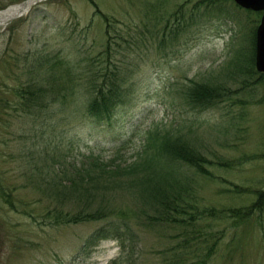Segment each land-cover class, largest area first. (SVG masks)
<instances>
[{
    "label": "rangeland",
    "instance_id": "rangeland-1",
    "mask_svg": "<svg viewBox=\"0 0 264 264\" xmlns=\"http://www.w3.org/2000/svg\"><path fill=\"white\" fill-rule=\"evenodd\" d=\"M22 1L0 0V10ZM94 1L98 8L42 0L0 28V264H119L127 253L123 264H264V211L236 226L207 216L189 224L190 214L177 212L182 221L165 223L128 172L115 184L93 170L84 184L92 194L57 192L60 177L94 157L107 166L141 161L158 129L213 161L206 165L215 177L175 164L176 184L190 189L187 212L250 205L264 189V84L250 61L263 12L235 0L208 8L200 0ZM91 70L123 81L110 118L87 112ZM194 84L221 96L198 107L187 95ZM141 166L146 180L173 179L164 166ZM236 185L247 191L234 193ZM99 204L115 207L112 221L127 213V222L120 236L83 249L110 220L56 224V209L76 214Z\"/></svg>",
    "mask_w": 264,
    "mask_h": 264
},
{
    "label": "trees",
    "instance_id": "trees-1",
    "mask_svg": "<svg viewBox=\"0 0 264 264\" xmlns=\"http://www.w3.org/2000/svg\"><path fill=\"white\" fill-rule=\"evenodd\" d=\"M92 4H94L97 8L96 2L94 0H90ZM222 1L227 0H200L199 4H205L208 8V5H213L220 3ZM0 5V9H1ZM251 11V10H248ZM100 12V11H99ZM158 20L159 18V12ZM105 17L107 15L102 14ZM164 14H162L163 18ZM255 46H256V30L254 31V42H253V53L251 56V63H255ZM251 64V66H252ZM255 72V71H250ZM89 75L86 77V83L88 86L92 88L93 97L90 99L87 105V112L91 116L98 119H106L110 118L115 108L124 98L123 91V81H121L117 75H115V71L113 74L108 73L104 75H99L97 71L91 70L88 73ZM260 79L264 84V73H260ZM74 87L70 85L67 90H73ZM58 93V92H54ZM72 95V94H70ZM188 97L190 102L195 104L198 107H206L208 104L216 103V99H218L220 95L217 88H211L206 84H194L188 91ZM53 96L59 97V94H55ZM66 93L63 98L67 99ZM217 96V97H215ZM208 105V106H210ZM38 106H43L42 103H38ZM148 142L144 145L142 151L139 153L141 161L134 162L131 165H117L111 166L100 160L97 157L93 158V161L88 165L83 167H77V169L71 173V175H67L65 178L60 177V187L57 189L58 194H63L65 197L72 194L79 193V195L83 194H92V188L90 186L84 185L86 181L90 179L91 173L93 170L98 172L97 179H102L105 175L109 180H114L113 183L120 184L122 182L117 179L120 178L119 174L126 175H136V184L139 188L140 194L146 193V197L149 199L150 206H154L155 212L160 214V218L165 223L168 222H177L182 221V218H179V214H190V223L198 222V219H201L204 216L214 220H232L233 224L240 225V223H245L254 218L255 215L260 216L261 212L264 211V189L257 190L256 199L248 206L245 207H230V208H217V207H207L200 208L198 206L191 205L194 209L193 213L187 212L185 206H190L185 197V194L189 193L188 186L183 184H176L177 176L175 172L178 171V168L175 167V164H184L190 168H193L197 173L214 176V173L207 168L206 163L213 164V161L208 160L201 152L194 149L191 145L186 143L181 138L174 136L171 132L161 133L158 129L152 130L147 138ZM142 164H147L146 166H141ZM227 164V163H223ZM152 166H164L167 169L165 175L172 176V181L168 179V177L161 176L159 180L151 181V173L148 171H142L141 173H136L139 170V167L146 168L150 170L149 167ZM71 172V171H70ZM59 173V172H58ZM144 174L143 177H140L141 174ZM66 174V173H64ZM122 175V176H123ZM69 180L68 185H63L64 181ZM108 184V183H105ZM176 184V185H175ZM235 189H231L236 194H242L246 192L247 189H243L242 187H238V185L234 186ZM0 190H3V194L6 196L7 193L0 185ZM195 199V196H194ZM8 200V199H7ZM89 202L88 204H91ZM56 224L61 223H81L85 221H100L109 219V224L107 226H101L97 228L95 231L91 233V235L87 238L83 249L86 247H94L96 246L102 239L108 238L109 236H113L114 234H119V227L127 222V213L122 223L118 220L112 221L110 217L117 216L114 215L116 213L115 207H110L108 205L104 206L103 204H99V206L94 210L89 209H81L79 213L71 214L68 212L65 215L63 214V210L56 209ZM174 212H177L176 215ZM60 214V216H59ZM146 215H150L146 213ZM122 217L121 215L118 216ZM186 222L187 220L183 218ZM188 223V222H187ZM122 234V233H121ZM116 236V235H114ZM208 253V258L213 254L212 248H210ZM123 260L119 264H123L129 259V254L127 253L126 259L124 256ZM125 260V261H124ZM118 264V263H115Z\"/></svg>",
    "mask_w": 264,
    "mask_h": 264
},
{
    "label": "water",
    "instance_id": "water-1",
    "mask_svg": "<svg viewBox=\"0 0 264 264\" xmlns=\"http://www.w3.org/2000/svg\"><path fill=\"white\" fill-rule=\"evenodd\" d=\"M42 0H24L21 3L13 4L6 9L0 10L13 13L12 18L20 17L30 11V9ZM235 2L243 8L254 11L264 10V0H235ZM256 67L257 70L264 73V14L262 15L260 24L256 32Z\"/></svg>",
    "mask_w": 264,
    "mask_h": 264
},
{
    "label": "bare ground",
    "instance_id": "bare-ground-1",
    "mask_svg": "<svg viewBox=\"0 0 264 264\" xmlns=\"http://www.w3.org/2000/svg\"><path fill=\"white\" fill-rule=\"evenodd\" d=\"M12 16L13 13L11 12V10L0 12V28L8 25L11 20L18 18V17L12 18Z\"/></svg>",
    "mask_w": 264,
    "mask_h": 264
}]
</instances>
